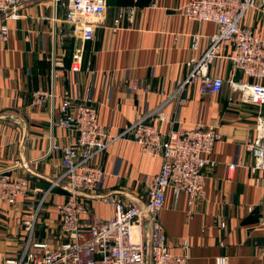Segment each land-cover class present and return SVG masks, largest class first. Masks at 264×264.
I'll return each mask as SVG.
<instances>
[{
    "label": "crops",
    "instance_id": "obj_1",
    "mask_svg": "<svg viewBox=\"0 0 264 264\" xmlns=\"http://www.w3.org/2000/svg\"><path fill=\"white\" fill-rule=\"evenodd\" d=\"M185 1L105 0L87 41L76 37L62 21L63 9L51 0H23L22 16L7 21L8 38L0 41V169L21 163L11 174L24 177L29 191L11 207L0 202V263L18 254L26 234L23 220L33 213L34 240L51 247L60 242L45 239L47 232L55 238V206L67 197L61 185L51 186L61 166L59 156L47 149L50 137L56 143L74 138L73 132L49 124L58 116L66 90L74 103L86 99L95 108L97 122L114 138L92 159L104 173L96 195L115 192L124 200H145V184L159 171L160 159L119 135L160 103L165 121L155 124L162 132L194 123L218 131L220 139L210 152L214 165L204 170L203 196L188 206L183 192L164 191L158 219L165 244L172 254L185 255L186 264H207L219 255L227 264H264V171L250 170L252 157L243 148L255 137L257 107L242 102L240 92L226 83L214 95H199L196 84L185 86L182 104L167 99L186 76V59L198 56L205 48L204 38L216 30L214 23L186 19L180 11ZM125 6L134 9L132 22L124 15L111 30L118 9ZM243 23L264 38V13L249 9ZM194 33L202 37L196 52L189 49ZM230 50L225 43L220 52ZM74 56L79 57L77 70L71 69ZM229 72L225 58L208 68L221 79ZM233 79L249 81L239 71ZM37 89L51 91L53 97L32 107L29 97ZM228 163L234 164L230 173ZM80 201L102 219L111 213V205L97 197L84 193Z\"/></svg>",
    "mask_w": 264,
    "mask_h": 264
},
{
    "label": "built area",
    "instance_id": "obj_2",
    "mask_svg": "<svg viewBox=\"0 0 264 264\" xmlns=\"http://www.w3.org/2000/svg\"><path fill=\"white\" fill-rule=\"evenodd\" d=\"M51 1L63 9L62 21L76 37L81 41L92 38L93 27L105 10V0ZM22 2L0 0V41L5 42L8 38L7 21L13 22L22 16ZM249 9L264 13V0L185 1L180 11L186 19L214 23L216 30L204 38L206 45L198 56L186 59V76L167 99L174 98L177 104H182L185 101L182 90L192 84H196L199 95H214L223 83L238 90L242 102L257 107L255 137L243 144L244 150L252 157L250 170L264 171V38L243 23L244 14ZM133 13V7H120L110 29L115 30L124 15L131 23ZM201 38L198 33L191 35L190 51L198 50ZM225 43L231 45V50L223 55L220 51ZM74 58L76 62L71 69L77 70L79 57ZM219 58L230 62L226 79L208 73L209 66ZM57 64L62 66L59 62ZM89 65L87 62L85 69H89ZM236 71L249 81H234ZM134 87L135 84H131V88ZM52 97L51 91L37 89L31 93L28 104L35 107ZM84 100L74 103L63 90L58 116L49 121L50 126L74 133V138L66 143H56L50 137L47 149V153L59 156L61 166V172L51 186L61 185L67 195L64 202L55 206L58 226L54 236L60 242L51 247L47 241L34 240L36 214L33 213L23 220L26 234L18 254L2 259L0 264H186L185 255L169 252L158 212L166 188H170L174 195L183 192L188 206L203 196L204 170L214 165L210 152L220 134L199 123L187 129L178 127L160 131L155 124L165 121L163 104L160 103L142 113L119 135L136 143L142 153L160 159L159 171L145 184V200H124L115 192L96 195L104 173L92 159L114 138L108 137L106 129L96 120L95 108ZM20 164L14 162L0 169V202L10 207L17 197L25 196L29 191L24 177L11 174V170ZM233 167L234 164H227L229 173ZM84 193L110 204V215L102 219L88 211L80 201ZM41 203L42 199L37 208ZM190 213L189 210L186 214ZM223 226L224 221L220 218L219 227ZM207 264H227V260L219 255Z\"/></svg>",
    "mask_w": 264,
    "mask_h": 264
},
{
    "label": "rangeland",
    "instance_id": "obj_3",
    "mask_svg": "<svg viewBox=\"0 0 264 264\" xmlns=\"http://www.w3.org/2000/svg\"><path fill=\"white\" fill-rule=\"evenodd\" d=\"M34 232V230H33ZM34 237V234H33ZM45 239L49 240V242H53L55 238H53V236L50 234V232H47V235L45 236Z\"/></svg>",
    "mask_w": 264,
    "mask_h": 264
}]
</instances>
